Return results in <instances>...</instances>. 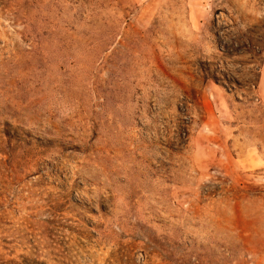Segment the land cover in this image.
Wrapping results in <instances>:
<instances>
[{"label": "rangeland", "instance_id": "rangeland-1", "mask_svg": "<svg viewBox=\"0 0 264 264\" xmlns=\"http://www.w3.org/2000/svg\"><path fill=\"white\" fill-rule=\"evenodd\" d=\"M0 264H264V0H0Z\"/></svg>", "mask_w": 264, "mask_h": 264}]
</instances>
